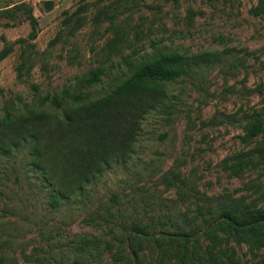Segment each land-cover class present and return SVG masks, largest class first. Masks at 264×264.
<instances>
[{"label": "rangeland", "instance_id": "374dc122", "mask_svg": "<svg viewBox=\"0 0 264 264\" xmlns=\"http://www.w3.org/2000/svg\"><path fill=\"white\" fill-rule=\"evenodd\" d=\"M258 3L0 0V54L10 48L0 60V148L8 149L0 151V264H127L139 244L144 264H178L176 243L130 240L132 224L159 238L204 229L230 203L264 209ZM168 53L204 62L155 88L154 106L152 95L119 93L137 65ZM97 68L100 80L88 86ZM47 95L63 106L42 104ZM42 167L71 189L57 206ZM209 208L201 227L196 216ZM85 239L94 249L79 254ZM194 247L202 262L210 250L215 264H264L257 235L216 229Z\"/></svg>", "mask_w": 264, "mask_h": 264}, {"label": "trees", "instance_id": "16d2710c", "mask_svg": "<svg viewBox=\"0 0 264 264\" xmlns=\"http://www.w3.org/2000/svg\"><path fill=\"white\" fill-rule=\"evenodd\" d=\"M258 14L264 12V0H259L258 7L256 8ZM7 14V11H2ZM26 16L29 21L34 24L35 17L33 16V10L31 7L26 8ZM76 13V12H75ZM98 19V18H97ZM70 19L67 23H70ZM79 21V20H77ZM114 22V20H112ZM78 23V22H77ZM7 27V24H5ZM34 32L32 36H35ZM10 53V48H7L0 54V60L7 57ZM204 61L201 56H187L178 53H168L163 54L159 57L153 58L151 60L144 61L134 68V72L130 78H128L119 89L120 94H125L128 96H137L142 100V98L151 96V105L154 106L160 101V92L154 91L160 84L172 82L178 78H181L189 71L192 72L194 68L200 66ZM102 70L97 68L93 70L90 77L85 81L88 86L96 84L100 80V75ZM64 95L66 98L73 99L75 102H80L82 100L81 96L72 97L71 93L65 89ZM50 103L55 109H60L63 106L62 100L57 96L47 95L41 100L42 104ZM46 119H40L39 122H43V127L47 124L44 122ZM72 117L70 115L66 116V122L71 125ZM40 127V126H39ZM37 140H40L38 137ZM3 155L8 153V149L5 146L0 148ZM36 158L40 159L42 157V152L39 148L34 151ZM44 174L48 177V182L53 185L55 191L58 195H54L53 205L57 206L61 198L70 195L71 189L66 184H62L57 180V178L51 173L47 168L42 167ZM83 182L88 183L89 178L85 177L82 179ZM66 195V196H65ZM52 205V206H53ZM220 213L217 216L211 217V222L208 224L203 223L206 220V216L212 213L213 209H207V213H202L201 209L197 214V218L201 217V227L204 224V229L200 230H190V231H180L176 233H166L161 231L159 233V238L157 235L151 234L146 230L145 227L133 225L132 236L130 240L134 238H144L147 241H158L167 240L172 243H176L177 247H180V258L178 264H215V259H213V254L211 251H204V261L199 260V254L194 247V244L202 236H208L212 231L216 229L223 230L224 233L230 236H234L236 239H242L244 237H249L250 235H257L258 240L264 243V209L250 208L248 206H238L236 203H230L228 205H223L219 208ZM167 222L161 224H167ZM202 231L203 233H199ZM94 243L89 239H85L82 242L75 244L77 253L84 254L92 251ZM93 248V249H92ZM132 255L135 261L129 260L127 264H144L140 258V251L142 250L141 244L138 248L131 247ZM123 260L122 256L118 254L114 258L115 262ZM198 261V262H197ZM70 264H84L80 261H74Z\"/></svg>", "mask_w": 264, "mask_h": 264}]
</instances>
